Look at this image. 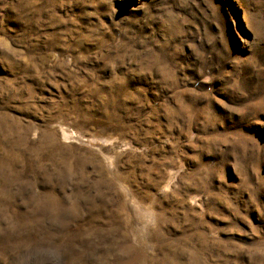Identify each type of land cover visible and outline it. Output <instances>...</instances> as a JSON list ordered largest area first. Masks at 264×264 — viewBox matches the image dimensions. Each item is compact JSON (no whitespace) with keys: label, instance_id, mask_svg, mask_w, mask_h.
<instances>
[{"label":"rangeland","instance_id":"obj_1","mask_svg":"<svg viewBox=\"0 0 264 264\" xmlns=\"http://www.w3.org/2000/svg\"><path fill=\"white\" fill-rule=\"evenodd\" d=\"M0 264H264V0H0Z\"/></svg>","mask_w":264,"mask_h":264}]
</instances>
